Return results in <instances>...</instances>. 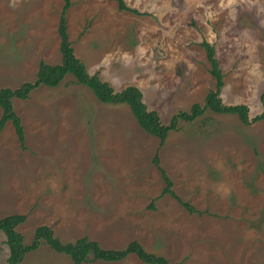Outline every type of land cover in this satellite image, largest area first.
<instances>
[{
    "label": "rangeland",
    "instance_id": "374dc122",
    "mask_svg": "<svg viewBox=\"0 0 264 264\" xmlns=\"http://www.w3.org/2000/svg\"><path fill=\"white\" fill-rule=\"evenodd\" d=\"M72 0L66 12L76 55L115 90L141 88L168 124L203 104L216 79L204 39L216 49L227 104L264 111V0ZM64 0H0V87L34 81L41 61L61 62ZM25 143L8 121L0 132V218L24 213L25 242L46 224L63 242L87 236L105 248L132 240L172 264H264V120L207 110L181 120L163 146L125 104L104 103L68 74L14 98ZM2 110L0 107V117ZM172 179L166 180L155 155ZM0 230V264H9ZM21 264H73L48 244ZM149 264L136 254L122 261Z\"/></svg>",
    "mask_w": 264,
    "mask_h": 264
},
{
    "label": "trees",
    "instance_id": "16d2710c",
    "mask_svg": "<svg viewBox=\"0 0 264 264\" xmlns=\"http://www.w3.org/2000/svg\"><path fill=\"white\" fill-rule=\"evenodd\" d=\"M120 10L141 13L138 9L127 5L125 0H116ZM72 4V0H64L58 25L60 37V51L62 60L59 63L51 64L41 61L34 81H25L18 88L0 87V107L2 115L0 117V132L8 121L15 127L17 137L22 145L25 143V132L21 117L15 111L14 98L27 99L31 92L40 85L50 87L58 86L68 74L75 77L76 81L84 84L92 90L98 100L104 103L127 105L139 125L148 133L160 139V146H163L170 131L178 130L181 120L187 122L195 121L199 116L205 114L207 110L219 114H236L245 125H250L252 121L264 120V111L255 117H250V108L247 104H227L221 97L222 89L225 85L224 72L216 56L215 46L204 39L200 44L205 48L207 59L210 63V72L216 79L215 88L206 95L203 104L194 103L189 111L180 110L173 114L170 122L165 124L161 120L158 111L150 109L144 100V95L137 85H128L121 90L115 88L96 73L91 74L84 61L75 53L73 43L70 39L67 25L66 12ZM154 163L160 169L166 186L161 195L170 193L182 204L194 211V206L189 202H183L173 190L172 179L160 164L158 154L154 157ZM27 215L24 213H13L0 218V230L6 235V243L9 247V264H21L26 255L38 249L42 243L48 244L55 251L64 253L71 257L73 264H91L92 261L103 260L108 262L122 261L130 254H136L142 261L149 264H172L168 258L148 251L137 240H132L124 248H105L100 242L91 240L89 237H80L75 241L63 242L54 230L46 225H39L34 232L32 241L25 242L23 233L18 230L19 225L24 223Z\"/></svg>",
    "mask_w": 264,
    "mask_h": 264
}]
</instances>
